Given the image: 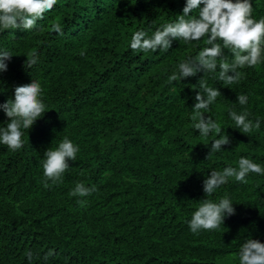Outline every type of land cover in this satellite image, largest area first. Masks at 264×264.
Segmentation results:
<instances>
[{
	"label": "trees",
	"instance_id": "obj_1",
	"mask_svg": "<svg viewBox=\"0 0 264 264\" xmlns=\"http://www.w3.org/2000/svg\"><path fill=\"white\" fill-rule=\"evenodd\" d=\"M184 3L57 0L31 31L0 28V51L12 54L0 73V104L13 98L15 86L35 80L47 111L25 131L21 150L0 144V264H239L244 241L264 243V175L255 173L246 183L229 178L207 197L227 195L235 215L215 230H189L211 170L237 167L241 156L264 167V62L237 69L244 74L238 84L220 81L218 68L169 82L203 40H174L155 53L129 45L134 32L151 35L174 21ZM251 3L252 17L264 18V0ZM32 52L37 63L24 67ZM225 56L232 59L228 49ZM201 79L222 94L205 115L231 141L207 159L219 137L193 127ZM240 94L245 105L236 102ZM230 110L259 118L260 128L242 133ZM7 122L0 110V126ZM64 137L79 152L61 181L45 187L43 153ZM78 182L95 191L70 195Z\"/></svg>",
	"mask_w": 264,
	"mask_h": 264
},
{
	"label": "clouds",
	"instance_id": "obj_2",
	"mask_svg": "<svg viewBox=\"0 0 264 264\" xmlns=\"http://www.w3.org/2000/svg\"><path fill=\"white\" fill-rule=\"evenodd\" d=\"M56 3L57 0H0V28L31 31ZM252 11L251 0H185L182 13L176 15L174 21L161 24L151 35L143 30L134 32L129 47L134 52H166L174 40L183 41L185 45H199L203 40L204 46L198 55L181 61L177 65V71L169 76V82L194 77L200 72H215L218 68L220 81L228 85L238 84L244 74L237 69L255 67L264 62V18L254 19ZM52 27L56 33L62 34L59 24ZM225 49L231 52V60L225 56ZM11 57L9 51H0V73L7 71L6 61ZM36 63L37 53L32 52L24 62V67L31 68ZM200 89L202 92H196V102L192 107L193 127L201 136L207 137L215 133L219 137L211 141L207 159L231 141L221 125L211 116L205 115L209 106L222 95L221 92L217 88L208 87L203 79L200 80ZM247 99L244 94L236 96V102L240 105H245ZM0 110L8 118L6 126H0V144L6 145L10 151H19L24 146L22 137L25 131L31 129L47 112L40 83L31 80L30 83L15 86L13 98L0 104ZM228 115L242 133L260 128L259 118L253 122L248 119L247 111L238 114L230 110ZM78 152V145L68 137H64L57 147H49L44 151L41 165L45 187H48L49 180L53 183L61 181L69 168V161H74ZM249 173L264 175V167L244 156L239 158L237 167L227 166L222 171H210V175L203 179L204 198L199 200L188 221L189 230L193 234H198L201 230H215L223 225L226 217L235 215L233 202L227 195L216 201L207 197H211L229 178L246 183ZM93 191L94 187L88 188L78 182L70 195L86 197ZM79 203L83 205L84 201ZM25 254L31 261V251ZM48 255L52 253L49 252ZM237 258L239 264H264V243L257 239H247L239 247Z\"/></svg>",
	"mask_w": 264,
	"mask_h": 264
}]
</instances>
